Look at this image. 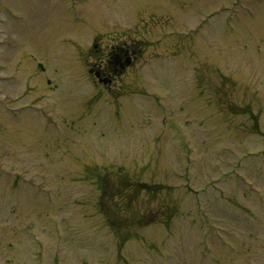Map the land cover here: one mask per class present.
I'll use <instances>...</instances> for the list:
<instances>
[{
  "label": "rangeland",
  "instance_id": "374dc122",
  "mask_svg": "<svg viewBox=\"0 0 264 264\" xmlns=\"http://www.w3.org/2000/svg\"><path fill=\"white\" fill-rule=\"evenodd\" d=\"M9 2L0 264H264V0L75 1L94 23L157 24L144 32L139 70L93 115L73 110L91 80L83 55L68 61L67 0L60 52H28L30 65L49 67L38 92L20 43L40 42L57 2Z\"/></svg>",
  "mask_w": 264,
  "mask_h": 264
},
{
  "label": "flooded vegetation",
  "instance_id": "af4514ba",
  "mask_svg": "<svg viewBox=\"0 0 264 264\" xmlns=\"http://www.w3.org/2000/svg\"><path fill=\"white\" fill-rule=\"evenodd\" d=\"M55 1L57 4L55 3V7L53 8L52 12V16L54 17L48 22L47 29L43 31L44 33L42 32L43 35L40 36V42H38V40H31L28 36L23 35L20 43L21 48H23L21 51L23 55L21 56L23 57L22 62L24 65L22 70H31L27 74V80H31V78L33 79L31 80L33 81L32 84L28 86V90H32V92H38V88L42 87V79L44 77L43 73L49 70V67L43 63L41 59L35 62V66L30 65L29 59L33 58L28 57L29 53L34 55L32 49L41 51L42 48L44 50V47L49 43L54 45L57 43V48L60 52V35L62 34L59 32V18L61 9L59 6L58 10L60 0ZM75 1L87 3L90 0H67L63 14L65 15L69 12V18L65 17L63 14L62 15L65 17L64 19L67 21V23L69 22L71 25V35H67L66 37L63 36L64 38H62L64 41H62L68 44L67 51H69L70 54L68 61L70 63L73 62V64H75V57H80L83 55V58L81 59L82 67L80 69L87 70L88 78L91 81L90 84H88V88L85 87L86 84H81L84 85L83 87L80 85L77 86L82 87L79 90H86L88 92V98L87 101L80 100L75 102L73 105H75L78 109H72L78 110V112L82 114L86 113L93 115L99 112V105L96 104L98 103L97 101H99L100 97L118 96L124 88V84L120 82L123 76L128 72V70H139L138 65L140 64V60L143 56V49L141 48L140 44L142 42L149 41L151 36L145 35L144 32H150V30L152 31V29L155 28L157 24H154L153 22H146L144 20L142 27H140L139 24H132L130 27L124 28L123 25L118 24H113L109 27L104 21L94 23L89 21L87 18H82V16H84V10L81 9V11L78 13V10H76L74 7ZM14 8V5L10 3L9 0H0V12H5V14H7L10 13V11ZM149 12L151 13V11ZM44 21L45 19L42 21V25ZM78 23L80 26H78ZM130 23L131 22L128 24ZM82 26H84L85 29L79 31ZM27 27L28 26L26 25V29ZM49 32H51V35L47 38V34ZM44 38L48 39L49 41L45 42ZM154 41L158 42L159 39ZM51 58L54 59L53 57ZM80 69H77L74 66V69L71 67L70 70ZM72 75L76 76V73ZM8 79H10V77L2 76L0 77V82L6 81ZM26 83L28 82L26 81ZM45 83L49 86L51 79L45 77ZM56 86L57 85L54 84L51 87L55 88ZM26 107L34 109L35 111H38L39 109L33 104H28L23 108ZM42 107L44 108V106ZM114 109L117 110L119 108L117 105H115ZM42 112L44 113V110H42ZM43 116L44 115L42 114V117ZM43 118L47 121H53L54 119L53 116H47Z\"/></svg>",
  "mask_w": 264,
  "mask_h": 264
}]
</instances>
